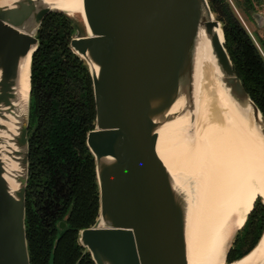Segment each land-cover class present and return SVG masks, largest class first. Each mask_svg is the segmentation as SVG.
I'll use <instances>...</instances> for the list:
<instances>
[{
  "label": "water",
  "instance_id": "95a60500",
  "mask_svg": "<svg viewBox=\"0 0 264 264\" xmlns=\"http://www.w3.org/2000/svg\"><path fill=\"white\" fill-rule=\"evenodd\" d=\"M82 5L84 16L74 20L48 0H0V264H31L26 202L32 61L40 28L52 13L74 23L70 47L88 68L96 105L87 146L95 160L100 209L95 224L80 232L79 244L95 264H190L196 180L192 171H171L158 146L162 132L179 127L170 140H178L175 154L187 168L197 140L194 93L204 36L228 95L257 123L263 141L264 114L235 71L208 0H82ZM254 18L264 27L262 17ZM30 57V92L21 108V71ZM243 227L232 237L224 264H238L264 244L263 232L249 254L229 263ZM258 264H264V255Z\"/></svg>",
  "mask_w": 264,
  "mask_h": 264
},
{
  "label": "trees",
  "instance_id": "16d2710c",
  "mask_svg": "<svg viewBox=\"0 0 264 264\" xmlns=\"http://www.w3.org/2000/svg\"><path fill=\"white\" fill-rule=\"evenodd\" d=\"M208 1L222 23L235 71L264 114V58L227 1ZM251 2L245 0L247 8ZM75 31L67 15H48L32 61L26 202L31 264H95L79 236L95 224L100 209L95 160L87 146L96 105L88 68L70 47ZM63 221L65 230L59 227ZM263 232L264 204L258 199L228 262L249 254Z\"/></svg>",
  "mask_w": 264,
  "mask_h": 264
},
{
  "label": "bare ground",
  "instance_id": "6f19581e",
  "mask_svg": "<svg viewBox=\"0 0 264 264\" xmlns=\"http://www.w3.org/2000/svg\"><path fill=\"white\" fill-rule=\"evenodd\" d=\"M48 1L74 20L84 16L82 0ZM199 47L194 93L197 140L189 165L184 168L180 164L175 154L178 140H170L179 127L161 133L158 151L171 171H192L196 180L189 227L190 264H224L232 237L244 226L256 201L264 199V141L257 123L228 95L207 37ZM30 65L31 57L21 71V108L30 92ZM11 165L18 169L13 162ZM263 255L264 244L238 264H258Z\"/></svg>",
  "mask_w": 264,
  "mask_h": 264
},
{
  "label": "rangeland",
  "instance_id": "374dc122",
  "mask_svg": "<svg viewBox=\"0 0 264 264\" xmlns=\"http://www.w3.org/2000/svg\"><path fill=\"white\" fill-rule=\"evenodd\" d=\"M226 1L264 58V27H259L258 22L254 18L256 15H259L264 19V0H251L252 6H248V8L245 0ZM75 18L81 19L79 15Z\"/></svg>",
  "mask_w": 264,
  "mask_h": 264
},
{
  "label": "flooded vegetation",
  "instance_id": "af4514ba",
  "mask_svg": "<svg viewBox=\"0 0 264 264\" xmlns=\"http://www.w3.org/2000/svg\"><path fill=\"white\" fill-rule=\"evenodd\" d=\"M62 224H64V225H65V229H66V228H67V226H68V224H67L65 221H63V222H61V223H60V225H59V227H60V228H61V225H62ZM65 229H64V230H65Z\"/></svg>",
  "mask_w": 264,
  "mask_h": 264
}]
</instances>
